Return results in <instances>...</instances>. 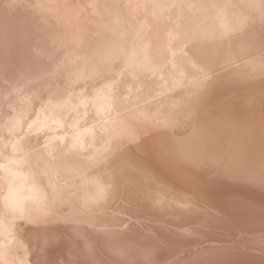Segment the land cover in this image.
Segmentation results:
<instances>
[{"label":"bare ground","instance_id":"obj_1","mask_svg":"<svg viewBox=\"0 0 264 264\" xmlns=\"http://www.w3.org/2000/svg\"><path fill=\"white\" fill-rule=\"evenodd\" d=\"M210 162L264 185V0H0V264L165 261V232L264 264Z\"/></svg>","mask_w":264,"mask_h":264},{"label":"rangeland","instance_id":"obj_2","mask_svg":"<svg viewBox=\"0 0 264 264\" xmlns=\"http://www.w3.org/2000/svg\"><path fill=\"white\" fill-rule=\"evenodd\" d=\"M207 169V176L209 178L210 185L216 189L219 193L223 194L224 198L228 201L238 205L245 210L248 209H264V185L254 179L246 177L245 172L240 166H234L231 168L214 165L211 162L205 164ZM134 228H124L123 231H132ZM122 235L131 234V232L124 233ZM134 232V231H132ZM178 232H165L158 237V240H148L147 236H142L139 242H145V246L156 248V251H163L166 255L174 252L175 257L169 258L165 261L158 259H149L151 254H144L135 256L134 261H141L144 264H180L185 256L193 252L198 244L194 243L195 247L191 250L190 242L193 238H187L185 236L176 235ZM117 239V236H114ZM210 242L205 241L202 244H208ZM218 243L216 240L214 244ZM81 248L79 254L81 257L88 260L87 264H119L115 260L108 258L109 253L113 254L117 252L110 242L104 243L100 247V243L96 239L84 238L76 242ZM188 250V251H186ZM124 261V262H123ZM133 264V261L129 258L123 259L122 264L127 262ZM129 264V263H128ZM201 264H255L248 258H230V259H218L210 262H204Z\"/></svg>","mask_w":264,"mask_h":264}]
</instances>
